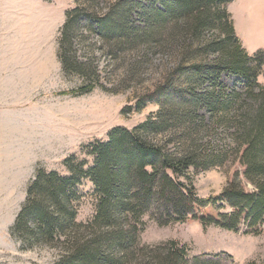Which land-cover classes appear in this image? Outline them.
Returning a JSON list of instances; mask_svg holds the SVG:
<instances>
[{"label": "trees", "instance_id": "1", "mask_svg": "<svg viewBox=\"0 0 264 264\" xmlns=\"http://www.w3.org/2000/svg\"><path fill=\"white\" fill-rule=\"evenodd\" d=\"M104 6L101 7L102 2ZM233 0H79L66 12L58 57L64 73L83 84L63 94L102 87L95 55L75 47L85 31L96 35L114 60L129 52L167 59L162 79L137 96L125 112L157 102L159 110L133 129L114 127L105 141L64 160L67 174L37 169L11 235L23 249L51 247L53 264H214L177 240L142 245L147 219L162 226L198 220L248 234L264 233V49L251 55L235 28ZM141 11V23L132 13ZM143 62V61H142ZM137 63L139 67L143 63ZM136 69H133V72ZM224 71L240 75L244 90L227 91ZM219 129L224 137L220 143ZM234 158L245 168L219 194L201 197L192 171L220 167ZM93 184L95 214L78 221V188Z\"/></svg>", "mask_w": 264, "mask_h": 264}, {"label": "rangeland", "instance_id": "2", "mask_svg": "<svg viewBox=\"0 0 264 264\" xmlns=\"http://www.w3.org/2000/svg\"><path fill=\"white\" fill-rule=\"evenodd\" d=\"M78 2L0 0V264L55 261L53 248L23 249L22 242L11 235L38 168L67 174L64 160L68 156L77 154L92 161L86 154L88 144L107 140L116 126L133 129L159 110V104L151 102L141 111L125 112L128 106L135 105L137 96L153 89L162 79L167 59L150 61L149 57L129 52L122 61L114 60L101 40L89 31L75 47L82 59L93 52L103 86L83 95L62 93L83 84L79 75L64 73L58 57L66 12ZM103 4L106 3L102 2L101 7ZM257 10L256 21L264 27V5ZM140 13L139 9L133 11L134 23L143 21ZM245 32L251 55L264 49V32L252 33L246 28ZM258 80L264 84V74ZM220 81L229 92L245 88V80L229 71L221 74ZM219 135L214 139L220 143L223 129H219ZM244 169L232 158L220 167L193 170L192 180L198 194L208 197L219 194L239 173L245 188L251 191ZM78 190L82 198L77 202V219L86 222L96 211L93 184L85 180ZM146 219L142 245L177 240L187 245L191 259L199 256L214 264H264V233L248 234L246 225L231 231L214 225L205 227L194 219L165 226Z\"/></svg>", "mask_w": 264, "mask_h": 264}, {"label": "crops", "instance_id": "3", "mask_svg": "<svg viewBox=\"0 0 264 264\" xmlns=\"http://www.w3.org/2000/svg\"><path fill=\"white\" fill-rule=\"evenodd\" d=\"M260 5H264V0H233L229 5V11L233 15L237 35L247 50L249 48L245 42L247 37L245 28L252 33L264 32V27L256 21V17L259 15L257 8ZM243 24H245V27H243Z\"/></svg>", "mask_w": 264, "mask_h": 264}]
</instances>
